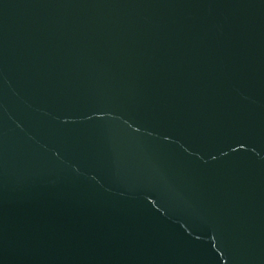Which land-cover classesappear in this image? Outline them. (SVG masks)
Wrapping results in <instances>:
<instances>
[{"label":"water","instance_id":"95a60500","mask_svg":"<svg viewBox=\"0 0 264 264\" xmlns=\"http://www.w3.org/2000/svg\"><path fill=\"white\" fill-rule=\"evenodd\" d=\"M0 264H264V0H0Z\"/></svg>","mask_w":264,"mask_h":264}]
</instances>
